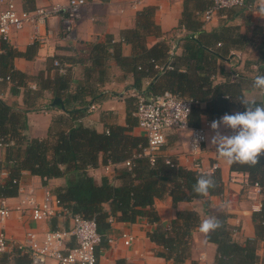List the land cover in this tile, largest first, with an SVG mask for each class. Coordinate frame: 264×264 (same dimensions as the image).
I'll use <instances>...</instances> for the list:
<instances>
[{
  "label": "trees",
  "instance_id": "16d2710c",
  "mask_svg": "<svg viewBox=\"0 0 264 264\" xmlns=\"http://www.w3.org/2000/svg\"><path fill=\"white\" fill-rule=\"evenodd\" d=\"M211 3V0L183 1L178 28L186 31V34L177 41L180 53L176 52L173 56L171 69L162 72L154 69L155 65L167 64L169 46L167 42L159 41L147 47V37L160 33L159 27L152 19L154 8L148 7L138 13L134 28L122 31L118 41L106 37L104 42L88 46L87 59L92 67L88 74L97 69L98 81L104 82L106 61L112 57L120 66L131 69L135 76L134 89H138L141 78L151 77L148 88L140 94L150 98L170 92L191 100L188 127H199L203 117L207 120H217L234 109L244 111L245 108L240 102L243 98L242 76L238 75L233 81L215 83L214 75L217 62L231 60L234 57L233 52L243 49L248 40L240 33L238 26L226 23H220L209 32L205 31V22L200 15ZM4 43L2 47L5 55H0L2 71L6 69L10 59L22 55ZM122 43L131 45V58L122 56ZM109 46L111 52L108 50ZM257 52L258 73L264 74V37L257 47ZM5 72H8L7 76L1 77L2 80L25 86L27 77L12 68V64L9 71ZM35 81L42 90L51 91L53 98L61 99L64 105H67L70 99L89 93L90 100L86 105L89 108L101 97V93H92L89 87L81 88L80 93L76 95L69 94L70 80L67 69L65 74L56 73L53 78L39 75L35 77ZM28 93L31 94L32 91L28 89ZM135 103L136 98L130 96L127 101L125 126H109L103 132L77 122L88 111L86 106L84 108L86 103H83L82 109L69 110L66 107L68 121H54L47 136L39 139L29 138L25 133L27 110H17L0 99V139L12 143L5 147V159L0 161V198L17 196L23 172L41 178L44 183L47 180L63 178L65 185L56 188L54 195L70 214L93 220L97 233L102 237L99 246L106 244L112 221L133 224L138 219L145 218L149 224L154 225L147 231V237L159 248L155 255L170 259L174 264H183L189 256L191 233L198 228L200 217L193 210L176 211L170 227L166 228L160 221L154 202L169 196L175 207L180 202H192L219 195L223 190L220 172L218 169L210 173L186 169L160 155L154 163H150L143 155V149L147 145L146 138L131 134L132 128L138 124L134 116ZM58 126L61 128L57 129ZM167 160L171 164H168ZM126 161L131 162L130 168L124 165ZM99 163L123 164L116 172V183L106 179L97 183L88 174V169L97 167ZM230 169L247 174L250 183L259 185L264 194V154L260 155L259 163L255 166L234 163ZM3 171L7 176L2 179ZM201 174H211L216 182V187L210 189L206 196L192 191L193 184ZM252 221L254 238L239 245L231 241V228L220 219L222 226L206 236L208 242L216 245L215 263L255 264L260 261H257L255 250L257 243L264 241V199L260 209L252 213ZM13 259L15 264H30L26 255L14 253ZM8 261V255L0 257V264H7Z\"/></svg>",
  "mask_w": 264,
  "mask_h": 264
},
{
  "label": "crops",
  "instance_id": "0c3cea01",
  "mask_svg": "<svg viewBox=\"0 0 264 264\" xmlns=\"http://www.w3.org/2000/svg\"><path fill=\"white\" fill-rule=\"evenodd\" d=\"M4 1L14 3L17 9L30 11L55 3L66 4L67 2V0ZM183 1L108 0L102 2L100 0H86V5L82 8L72 38L64 36L61 21L57 17H53L43 26H39L38 34L41 36L50 31L44 43L34 40V28L30 24H26L19 31L11 32L7 38L0 36L1 56L5 55L2 47L4 42L8 47L22 53L21 56L10 59L4 71L0 65V99L17 110H27L25 113L27 130L25 133L29 138H45L54 121L60 119L68 121L69 115L65 112L66 107L69 110L82 109L83 103H86L85 108L90 100L88 93L85 96L70 99L67 105L62 102L63 109H60L52 106V101L55 99L52 92L42 90L35 81V77L39 75L53 78L56 73L65 74L67 69L70 80L69 94L76 95L80 93L81 88L86 89L87 87L92 93H101L100 99L93 102L96 109L91 111L86 106L88 111L77 120L78 123L98 132L106 131L109 126H125L128 98L132 96L133 91L139 94L141 91H145L151 82V77L141 78L136 90L133 87L135 76L131 69L120 66L112 57H109L104 69L105 81L99 82L97 69L88 74V70H92L91 62L87 59L88 46L96 42H104L106 37L118 41L122 31L134 28L138 13L148 7L154 8L152 19L159 27L160 33L147 37V47H151L159 41H165L169 46L168 41L177 42L186 34V31L178 28L183 11ZM261 2L262 0H247L248 9L221 11L203 27L205 31L209 32L220 23H226L238 26L240 33L245 35L248 41L243 49L233 52L234 57L231 60L217 62L214 82L236 80L237 78L231 77L232 74L236 73L243 78V98L254 99L258 104L264 103V93L254 90L252 82L258 74L259 54L257 47L264 37V13L260 11ZM227 12H229L228 15ZM108 50L109 52L112 51L111 46L108 47ZM177 52L180 53V50L177 49ZM121 54L127 59L131 58L133 56L131 45L122 43ZM11 64L12 68L27 77L25 86H18L10 80H2L1 77L8 73L5 71H9ZM57 67L59 69H56ZM28 89L32 91L31 94L28 93ZM35 95L37 96L35 97ZM235 112L243 111L234 109L228 114ZM205 121L207 119L203 117L199 126L203 125ZM210 121L213 122L214 120ZM60 128L61 126H58L57 129ZM193 128L187 126L186 128L167 130L165 143L161 147L159 155L190 170H197L194 164H198L202 173H210L214 169H218L223 183L222 193L209 196L203 200L180 202L175 207L172 205L171 198L165 196L155 200L154 208L161 223L166 228L170 227L176 211L193 210L199 215L200 223L207 217L223 219L225 224L231 228V241L243 245L247 239L254 238L252 213L260 209L264 194L255 192L247 174L232 171L231 166L227 165L223 159L218 158L215 148L210 145V139L215 135L214 131L207 133L200 154L193 155L189 146ZM218 131L222 135L232 134L231 129L222 125ZM131 134L146 138L145 132L138 126L132 128ZM4 159L5 148H0V161H4ZM122 166L123 164L107 166L99 163L97 167L88 169V174L97 183H100L102 179L116 183V172ZM6 176V172L3 171L1 173L2 179ZM64 185L65 180L63 178L47 180L44 183L41 178L23 172L19 181V187L23 189V194L19 195L18 193L15 197L7 198V203L11 208L17 207L20 200L30 190H33L35 199L39 201L45 189H50L53 192L56 188ZM3 227L8 237L20 241L27 230L42 232L47 229L68 228L69 222L54 217L46 222L34 223L28 219L20 218L18 212L13 211ZM153 227L154 225L149 224L145 218H140L133 224L112 221L108 235L113 239V242L98 247V264H174L170 259L166 260L155 255L159 248L147 237V231ZM123 232L133 236V243L129 247L124 246L120 240V235ZM70 245L72 246L73 243L70 242ZM12 253L11 250L6 254H0V257L8 255L7 264H15ZM201 255L204 256L205 261L215 262L216 245L208 242L206 236L197 228L191 233L189 256L183 264H204L203 261L199 260ZM255 255L257 261H264V241L257 243Z\"/></svg>",
  "mask_w": 264,
  "mask_h": 264
},
{
  "label": "built area",
  "instance_id": "2783aa9c",
  "mask_svg": "<svg viewBox=\"0 0 264 264\" xmlns=\"http://www.w3.org/2000/svg\"><path fill=\"white\" fill-rule=\"evenodd\" d=\"M211 6L200 17L209 23L221 10L248 9L247 0H211ZM86 0H67L66 4H51L39 7L32 11L17 9L12 2L0 0V36L7 38L13 31L21 30L26 24L34 28V40L40 43L46 42L50 31L45 35L38 34L39 26H43L49 19L57 17L61 21L62 32L65 37L72 38L77 22L81 16L82 8ZM168 57L165 66L155 65L157 71L171 69L170 62L177 52V42L168 41ZM55 64H57L55 62ZM238 78V74L231 75ZM132 96L136 98L134 116L137 118V126L145 132L147 145L143 149V155L150 163H154L159 155L161 147L165 143V132L174 128H186L187 118L191 110L192 101L170 92L147 98L135 91ZM96 109L95 104L89 106V110ZM212 121L207 120L203 125L191 130L189 146L193 155H199L206 141L207 133L213 131L210 127ZM12 145L0 139V148ZM171 164L169 160L166 161ZM113 164L108 163L107 166ZM131 167V162L124 163ZM197 171L201 172L198 164H194ZM255 192L261 193L259 185H253ZM19 195L23 189L18 188ZM13 211L18 212L20 218L28 219L34 223H42L54 217L67 220L68 228L47 229L42 232L27 230L22 240H13L7 236L4 223ZM235 233V231H233ZM102 237L97 233L93 220L72 215L62 206L58 198L50 189H45L39 201L33 195V190L28 191L20 200L17 207L11 208L7 198H0V254H6L12 250L14 253L26 255L30 264H98L97 247ZM110 244L113 239L106 238ZM122 244L129 247L133 243V236L123 232L120 235ZM70 242L73 245H70ZM204 264H217L207 262L204 256H199ZM255 264H264V261Z\"/></svg>",
  "mask_w": 264,
  "mask_h": 264
},
{
  "label": "clouds",
  "instance_id": "9594fccd",
  "mask_svg": "<svg viewBox=\"0 0 264 264\" xmlns=\"http://www.w3.org/2000/svg\"><path fill=\"white\" fill-rule=\"evenodd\" d=\"M264 13V0L260 6ZM254 90L264 93V74H257L252 82ZM245 110L233 114H224L219 120H214L210 127L215 132L210 139V145L215 148L218 158L227 165L234 163L255 166L259 157L264 154V103L258 104L254 99L241 98ZM224 126L232 130L231 135H222L218 129ZM216 187L211 174H201L192 186V191L200 196L209 194ZM222 226L216 217L205 218L198 226L199 231L208 236Z\"/></svg>",
  "mask_w": 264,
  "mask_h": 264
},
{
  "label": "water",
  "instance_id": "95a60500",
  "mask_svg": "<svg viewBox=\"0 0 264 264\" xmlns=\"http://www.w3.org/2000/svg\"><path fill=\"white\" fill-rule=\"evenodd\" d=\"M52 106H56L60 109H63V104H62V101L58 98H55L53 101H52Z\"/></svg>",
  "mask_w": 264,
  "mask_h": 264
}]
</instances>
